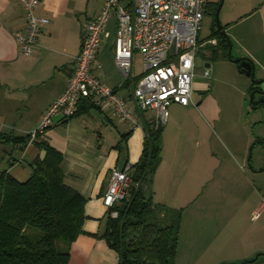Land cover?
Wrapping results in <instances>:
<instances>
[{
    "label": "crops",
    "instance_id": "obj_1",
    "mask_svg": "<svg viewBox=\"0 0 264 264\" xmlns=\"http://www.w3.org/2000/svg\"><path fill=\"white\" fill-rule=\"evenodd\" d=\"M129 3L130 0H121L122 5ZM102 5L103 0H41L34 12L47 18L48 23L41 25L32 53L22 56L18 54L14 38L26 24L22 1L0 0V128L14 137L26 138L25 135L37 126L43 111L65 89L74 57L80 49L84 25L98 15ZM257 14L264 37V1L250 10H240L234 19L225 20L223 28L234 30L229 34L232 59H249L254 71L262 73L258 79H264V38L255 36L254 23L236 29ZM116 25L112 13L106 23L108 35L100 40L91 70L104 85L127 100L138 116L140 127L130 130L110 109L100 110L90 100L83 99L75 116L70 119L56 116L38 138L61 153L64 184L85 199L83 232L70 244L67 264H119V251L103 236L108 211L102 203V194L108 174L114 168L123 169L129 165L133 185L136 171L133 165L143 153L146 128L157 126L156 113L139 112L132 97V88L141 75L134 70L140 54H133V66L127 78L114 61ZM206 46L207 42L201 41L199 33L197 54ZM196 67L201 72L194 80L193 93L202 89L204 98L197 102L192 94L193 104L189 106L173 103L167 122L161 125L159 159L146 184L153 202L183 209L188 225L192 223L189 227L192 235L202 233L197 227V213L191 211L201 199L199 189L237 186L240 180L250 179V173H255L264 163V153L257 151L254 157L256 146L248 150L252 142L264 144V137L260 136L264 134L252 132L242 148L236 145L231 149L222 146L220 141L221 135L235 131L238 122L226 111L230 105L219 103L208 92L210 84L206 79L211 72L229 70L240 74L236 64L227 57L218 56L212 63L205 61L199 66L196 61ZM205 68L209 71L206 78L201 76ZM192 117H197L199 123L191 122ZM199 137L201 141L194 144V138ZM43 151L38 143L28 140L0 144V172L4 170L16 180L24 181L31 174L36 159L45 156ZM16 154H19L17 158ZM257 250L221 257L211 264L246 261Z\"/></svg>",
    "mask_w": 264,
    "mask_h": 264
},
{
    "label": "built area",
    "instance_id": "obj_2",
    "mask_svg": "<svg viewBox=\"0 0 264 264\" xmlns=\"http://www.w3.org/2000/svg\"><path fill=\"white\" fill-rule=\"evenodd\" d=\"M26 24L14 35L18 54L28 56L37 44L40 27L48 23L34 10L41 0H21ZM207 0H103L96 17L84 25L80 49L73 60V69L65 89L43 111L37 126L29 132L30 141L49 128L56 116L68 118L83 99L90 100L100 110L110 109L130 130L140 127L137 114L127 100L107 87L93 74L91 67L100 40L107 36L106 23L112 13L117 25L114 40V61L124 78L131 74L133 54L139 53L142 72L132 88L134 104L139 112L154 111L157 126L167 122L168 106L193 104V83L197 76L196 57L199 48L201 21ZM214 44L215 40H210ZM205 68L201 76L206 78ZM147 133H145V137ZM130 166L111 169L102 194V203L111 218L118 212L115 205L129 196L132 178ZM264 202L251 214L258 217Z\"/></svg>",
    "mask_w": 264,
    "mask_h": 264
},
{
    "label": "trees",
    "instance_id": "obj_3",
    "mask_svg": "<svg viewBox=\"0 0 264 264\" xmlns=\"http://www.w3.org/2000/svg\"><path fill=\"white\" fill-rule=\"evenodd\" d=\"M209 5L207 0V9ZM217 6L213 11L214 23ZM221 29L212 28L210 37L216 40L222 57H227L230 41ZM240 62L237 59L234 63L244 73ZM252 90L251 85L249 92ZM79 110L80 102L77 111L63 119L72 118ZM146 133L143 153L133 165L136 171L129 196L115 205L116 218L106 217L103 236L119 251V264H174L180 210L153 202L148 189L142 191L141 187L128 208L147 166L149 152L151 160L143 183L147 184L159 159L161 126L148 127ZM42 134L32 142L38 143L45 156L36 159L28 178L18 181L4 170L0 172V264H67L70 244L83 232L85 199L64 184L61 153L39 141ZM25 137H14L0 128V144L30 141L29 133Z\"/></svg>",
    "mask_w": 264,
    "mask_h": 264
},
{
    "label": "rangeland",
    "instance_id": "obj_4",
    "mask_svg": "<svg viewBox=\"0 0 264 264\" xmlns=\"http://www.w3.org/2000/svg\"><path fill=\"white\" fill-rule=\"evenodd\" d=\"M220 1L222 0H210L208 9L205 5L201 21L200 38L202 42H207V46L197 54L196 61L198 66L205 61L212 63L218 56H222L221 49H217L216 46L210 43L212 28L217 29V25L214 23L213 11L216 4L219 5ZM262 1L264 0H223L218 13L220 26H224L225 20L234 19L240 10H250L253 6L261 4ZM259 19V14H257L248 18L236 29L241 30L246 23L247 25L250 23V26L254 23L255 27L256 23V27H253L256 33L255 36L258 39L264 38L262 37V24ZM223 30L230 40L229 34L234 30L229 29L227 31L225 28ZM231 47L230 56L232 58ZM134 70L136 73L141 74V60L136 61ZM196 72L200 73L201 71L196 70ZM236 73V71L229 70L220 71V73L211 72L206 79L210 84L208 92L212 93L219 103L230 105V109L226 111L238 122L235 125V131L230 132L227 136L221 135L222 146H227L231 149L234 146L242 148L246 138L253 135L252 132L254 134H264V104L251 108L249 92L251 79L244 73ZM260 77H262L261 71H254V79L258 80ZM202 91V89H198L193 93L197 102L204 98ZM260 97L256 93L254 99L256 100ZM173 105L170 104L168 106V112ZM190 121H198L199 123L197 117H192ZM253 129L254 131H252ZM260 136L264 137V135ZM201 139V137L199 139L194 138V144L197 141L200 142ZM255 146L256 148H254ZM253 148L255 149L254 157L258 153L257 151L264 153L262 152L264 151V144H254L252 142L248 150L251 151ZM18 156L19 154L15 155L16 158ZM256 170L255 173H250V179L240 180L237 186H225L224 188L216 189L205 186L199 189L201 199L197 204H194L196 207H193L191 211L198 214H196L195 218L199 219L196 220V223L197 227L202 231L200 235L189 234V227L192 223L190 222L188 225L189 221L185 219L186 214L184 215L183 209L179 208L180 223L174 264H211V262L214 263L221 257L238 255L253 249L258 250L251 258L259 254L253 263H243L244 260H242L236 262L222 261L220 264H264V209L260 211L255 219L251 217L253 208L264 202V163ZM185 206L188 207V205ZM191 215L193 216V214ZM191 215L190 217L192 218Z\"/></svg>",
    "mask_w": 264,
    "mask_h": 264
},
{
    "label": "water",
    "instance_id": "obj_5",
    "mask_svg": "<svg viewBox=\"0 0 264 264\" xmlns=\"http://www.w3.org/2000/svg\"><path fill=\"white\" fill-rule=\"evenodd\" d=\"M222 1H220L219 5H218V7L216 9V12H215V21H216L215 23L217 25V29H221V26H220V24L218 22V13H219V10L221 8ZM221 32H222L223 35H226L222 29H221ZM227 58H228V60L233 61V62L237 61V59H232L231 58V56H230V47H229V50L227 52ZM240 59H241L240 65H241V67L244 70V74L251 79V85L253 87V90L250 92V105H251V108H256L258 105L264 104V79L255 80L254 79V68H253L252 62L249 59H247V58H240ZM256 93H258L261 97L259 99L255 100L254 96H255ZM44 154H45V152L43 151L42 155L44 156ZM150 160H151V151L149 152V159H148L147 166H146V168H145V170H144L139 182L136 185L135 193L132 196L131 200L129 201L128 208L130 207V205H131V203H132V201H133V199L135 197V194L137 193L138 189L141 187L142 191L146 190V184H142V183H143V179L145 178L146 173L148 171ZM124 217H125V215L123 216V220H124ZM123 220H122L121 225H120V240L122 239L121 231H122V228H123ZM258 256H259V254H256L253 258H251L249 260H246L243 263H253V262L256 261Z\"/></svg>",
    "mask_w": 264,
    "mask_h": 264
},
{
    "label": "flooded vegetation",
    "instance_id": "obj_6",
    "mask_svg": "<svg viewBox=\"0 0 264 264\" xmlns=\"http://www.w3.org/2000/svg\"><path fill=\"white\" fill-rule=\"evenodd\" d=\"M214 46H216V41H215V43H214ZM210 50V49H209ZM211 52H213L212 50H211Z\"/></svg>",
    "mask_w": 264,
    "mask_h": 264
}]
</instances>
